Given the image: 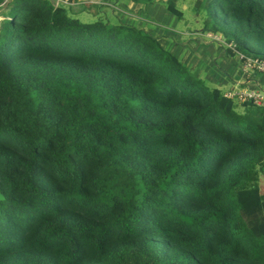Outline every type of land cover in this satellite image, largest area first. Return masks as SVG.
Instances as JSON below:
<instances>
[{"label":"trees","instance_id":"obj_1","mask_svg":"<svg viewBox=\"0 0 264 264\" xmlns=\"http://www.w3.org/2000/svg\"><path fill=\"white\" fill-rule=\"evenodd\" d=\"M127 1L154 0H120L112 22L6 1L0 264H264V105L196 77ZM192 10L264 59V0Z\"/></svg>","mask_w":264,"mask_h":264},{"label":"rangeland","instance_id":"obj_2","mask_svg":"<svg viewBox=\"0 0 264 264\" xmlns=\"http://www.w3.org/2000/svg\"><path fill=\"white\" fill-rule=\"evenodd\" d=\"M7 0H2L0 3V22L6 18L5 16V5ZM53 5H62L67 14L70 13L72 17L77 18L81 22H91L96 18L100 17L106 21H114L117 19L119 21L120 15H118V10H122L119 5L120 0H94L97 3H90L86 0H73L72 4H65L57 2L56 0H50ZM156 1V0H154ZM149 3L148 6L141 9L136 8L133 4L126 5L129 15L132 19L124 16L126 21L132 20V22L139 26L144 25L145 28L152 34L156 36L157 39L161 41H166L164 47L169 52H173L177 59L183 62V64L195 73L202 80H210L205 83L209 86L220 87L219 83L221 79H227V71L231 68L237 72L238 62L236 61L235 55L229 53L223 47L221 42V37L218 34L215 38H209L210 32L203 33L202 31V20L204 18L203 12L198 13L192 10V0H180L177 6L183 11V16L181 20L176 21L172 14H169L162 0L158 3ZM130 3V2H129ZM151 4V5H150ZM143 7V6H142ZM141 7V8H142ZM152 9V10H151ZM165 12H164V11ZM164 13L168 14L167 16ZM176 21V25L172 27V21ZM147 23V24H146ZM205 41V42H203ZM208 44H204V43ZM160 43V42H159ZM172 54V53H171ZM184 56L189 57V65L184 62ZM258 81L263 84L261 86L264 89V77L262 74L253 73ZM250 88H255L250 87ZM237 110L241 113L242 109L240 107ZM260 187L263 185L262 181H258ZM1 198V195H0Z\"/></svg>","mask_w":264,"mask_h":264},{"label":"built area","instance_id":"obj_3","mask_svg":"<svg viewBox=\"0 0 264 264\" xmlns=\"http://www.w3.org/2000/svg\"><path fill=\"white\" fill-rule=\"evenodd\" d=\"M56 1L65 4L73 3V0L72 1L56 0ZM86 1H89L90 3H97L94 0H86ZM207 37L215 38V35L211 33L210 35H207ZM221 42L223 43L225 48L231 49L235 57L238 59V61L240 62V70L244 75H247L250 72H256V73H261L264 76V59L252 58L246 55L245 53L235 49L230 43H226L224 41ZM222 94L225 97L235 99L239 102L250 101L252 104L255 105H259V106L264 105V92L260 89L259 86L253 89H246L235 86L229 90L223 91Z\"/></svg>","mask_w":264,"mask_h":264},{"label":"crops","instance_id":"obj_4","mask_svg":"<svg viewBox=\"0 0 264 264\" xmlns=\"http://www.w3.org/2000/svg\"><path fill=\"white\" fill-rule=\"evenodd\" d=\"M161 1V0H160ZM160 1H154L155 3H158V2H160ZM130 1H127V2H125V4L126 5H129V4H131V6L133 5V4H135L134 6H136V8H138V9H141L142 11H143V8L144 7H146V6H148L149 5V3L148 4H140V3H133V2H130ZM151 5V4H150ZM130 6V5H129ZM143 6V7H142ZM142 7V8H141ZM127 8V7H126ZM152 10V9H151ZM164 11V10H163ZM165 12V11H164ZM164 15L165 16H167L168 14H166V13H164ZM169 16V15H168ZM167 16V17H168ZM176 20V19H175ZM173 20L172 21V27H174L175 25H176V21H178V20ZM147 24V23H146ZM140 26V25H139ZM141 27H143L144 29H146L145 27L146 26H144V25H142L141 24ZM147 30V29H146ZM148 31V30H147ZM149 32V31H148ZM159 42H160V44L164 47V44H165V42L166 41H164V40H162V43H161V41H160V39L158 40ZM203 42H205V41H203ZM204 44H208L207 42L206 43H204ZM170 53H172L175 57H177L173 52H170ZM178 58V57H177ZM236 58V57H235ZM189 57H185L184 56V62L185 63H187L188 65H189ZM236 61L238 62V66H237V72H235L234 70H233V68H231V69H229L228 71H227V79H221V80H219L220 82L219 83H221V86L220 87H217V86H219V85H217L216 87L217 88H219L222 92L223 91H226V90H229V89H231V88H233V87H235V86H237V87H241V88H246V89H253V88H250V87H257V86H259L260 87V89L262 90V88H261V86L263 87V84H261L259 81H258V79L255 77V74L253 75V73H256V72H250V73H248L247 75H244L242 72H241V70H240V62L238 61V59L236 58ZM180 62L183 64V62L180 60ZM189 71H191L190 70V67L188 66V68H187ZM192 72V71H191ZM193 73V72H192ZM196 77H198L195 73H193ZM256 74H258V73H256ZM261 74V73H260ZM264 77V76H263ZM204 81V80H203ZM206 81H209L210 83H212L213 85L215 84V83H213L212 81H210V80H205L204 82H206ZM263 92H264V89L262 90Z\"/></svg>","mask_w":264,"mask_h":264}]
</instances>
